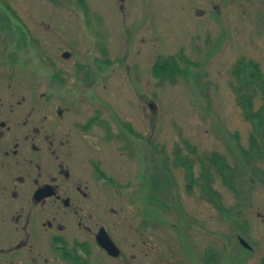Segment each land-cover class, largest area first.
Masks as SVG:
<instances>
[{
	"label": "rangeland",
	"instance_id": "374dc122",
	"mask_svg": "<svg viewBox=\"0 0 264 264\" xmlns=\"http://www.w3.org/2000/svg\"><path fill=\"white\" fill-rule=\"evenodd\" d=\"M6 67L125 256L264 264V0H0Z\"/></svg>",
	"mask_w": 264,
	"mask_h": 264
},
{
	"label": "flooded vegetation",
	"instance_id": "af4514ba",
	"mask_svg": "<svg viewBox=\"0 0 264 264\" xmlns=\"http://www.w3.org/2000/svg\"><path fill=\"white\" fill-rule=\"evenodd\" d=\"M11 70L0 68V264H153L125 256L96 217L88 182L60 150L71 146L60 136L66 109L21 93Z\"/></svg>",
	"mask_w": 264,
	"mask_h": 264
},
{
	"label": "trees",
	"instance_id": "16d2710c",
	"mask_svg": "<svg viewBox=\"0 0 264 264\" xmlns=\"http://www.w3.org/2000/svg\"><path fill=\"white\" fill-rule=\"evenodd\" d=\"M240 66H241L240 69H242V70H244V68H247L246 66H243V65H240ZM253 72H254L255 75L258 74L257 73V70L256 71H253ZM258 77H259V79H263L264 78V77H261L259 74H258ZM258 88L261 90V92L263 93V96H264V82L263 83L259 82V87ZM247 90L250 91L251 88H247ZM249 93H250L249 96L252 97L251 96V92H249ZM256 112H258L261 115V113L263 112V110L262 111H256ZM258 113H256L255 116H252L251 112L249 111V114H248V117L252 120V123H253V125L255 127L254 129H256V130H257V128H259V125L257 124V122H261V120L258 118ZM243 154H244V152H243ZM217 166H218L217 167L218 169L221 168L220 170L223 171V173L221 171H219L218 173H221V175L222 176L224 175V178H226L227 177V175H225V166L226 165L225 164H222V163H220V161H218ZM226 170L228 171V173H231V170L229 168H227Z\"/></svg>",
	"mask_w": 264,
	"mask_h": 264
},
{
	"label": "water",
	"instance_id": "95a60500",
	"mask_svg": "<svg viewBox=\"0 0 264 264\" xmlns=\"http://www.w3.org/2000/svg\"><path fill=\"white\" fill-rule=\"evenodd\" d=\"M64 56L68 57V54H65ZM105 242V247L108 251H110L112 249V242L106 237L105 240H103V243Z\"/></svg>",
	"mask_w": 264,
	"mask_h": 264
}]
</instances>
